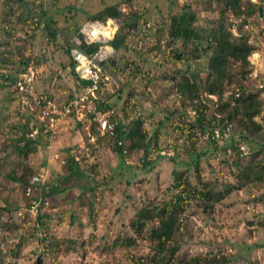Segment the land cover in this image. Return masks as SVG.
I'll list each match as a JSON object with an SVG mask.
<instances>
[{
    "label": "rangeland",
    "instance_id": "rangeland-1",
    "mask_svg": "<svg viewBox=\"0 0 264 264\" xmlns=\"http://www.w3.org/2000/svg\"><path fill=\"white\" fill-rule=\"evenodd\" d=\"M247 1L242 0V12ZM249 1L264 8V0ZM209 3L208 0H10L6 4L0 0V57L7 54L4 49L8 48L20 53L14 57L13 65L0 67V85L5 86L0 87V209L13 213L9 217L7 212L0 211V256H4L5 264H40V259H36L42 250L40 228L52 243L47 255H43L42 264H203L204 260L208 264H264V182L242 181L244 168L249 167L251 154L259 146L253 148L250 142H242L239 146H245V154L239 149L240 154H235L229 149L231 139L215 145L200 139L197 132L198 139L194 140L191 124L199 116L198 105L208 108L202 115L205 123L218 120L217 99L201 91L206 80V60L195 65L191 61L186 63L190 67L175 60L173 51L188 49L180 41L171 42L168 36L170 19L184 5L195 13L197 29L207 30L211 21L218 22L219 10L225 2ZM111 6L121 13L120 18L112 19L117 22L116 33L125 20H136L137 27L130 33H121L128 35L105 68L109 79L98 92L105 103L98 106L108 105L105 111H110L116 122L127 129L141 121L146 132L140 143L146 144V150L140 145L139 151L127 150L122 157L113 152V141L102 137L97 126L90 133L91 115L81 121L66 119L54 133H44L34 104V98L41 93L58 102L81 93L67 51L69 44L90 16ZM43 14L53 22L55 40L47 38L42 30L44 23L35 26ZM223 18L233 41L243 35L254 47L248 58L247 70L251 72L248 77L264 85L263 16L259 20L256 16L248 19L241 30H236L235 25L246 20L243 16L234 17L228 10ZM160 34L163 37L159 39ZM5 41L10 43L9 47H4ZM104 45L107 44H93L97 49ZM21 58H29L26 66L19 64ZM176 68L186 70V77L196 82L200 94L197 100L179 97L173 79ZM24 70L32 78L31 89L20 93L2 76H18L17 71ZM240 70L239 62H231L229 73L235 84L226 88L224 98L241 82ZM24 134L36 141L35 152L27 157L18 155L14 148V141ZM195 154H201L198 163L193 160ZM69 157L76 160L80 172L66 178L70 172L66 168ZM252 166L255 171L264 166V149ZM197 171L200 177H196ZM23 172L26 186L14 182V177ZM174 172L184 179L180 189L188 185L191 189L207 186L222 191L231 185L238 190L206 211L199 201L187 202L174 241L168 244L169 248L180 244L170 263L169 252L156 251V242L149 238V230L157 228V222H148L141 237H137L130 229L129 219L135 217L140 207L161 208L173 200L177 194L171 187L177 179ZM35 176H40L44 183L31 184ZM56 186L60 190L48 195ZM33 202L37 207H33ZM13 223L17 228H11ZM130 236L135 239L132 247L113 248L115 239Z\"/></svg>",
    "mask_w": 264,
    "mask_h": 264
},
{
    "label": "trees",
    "instance_id": "trees-1",
    "mask_svg": "<svg viewBox=\"0 0 264 264\" xmlns=\"http://www.w3.org/2000/svg\"><path fill=\"white\" fill-rule=\"evenodd\" d=\"M7 1V2H5ZM21 1V0H18ZM212 3V0H208ZM219 2V0H217ZM10 0H4V3L8 4ZM225 4L219 10V20L218 22L211 21L210 28L205 30H199L194 27L195 23V13L192 8L188 5H184L179 9L178 14L173 16L170 19V24L168 27V36L171 42L175 43L180 41L183 47L187 48L186 57L184 56V50L178 53L173 51V55L175 56V60L180 61L181 63H192L200 62L201 60H206V80L203 84V90H201L204 94L208 96H214L217 99V109L216 114L218 115V122L223 126H231V130L234 133V137L231 138L229 149L235 154H240L239 145L242 142H248L247 138L252 141L259 142L255 144L254 142H250L252 147L255 148V145L259 146V149L251 154V159L249 162V167L244 168V175L242 181L243 183H263L264 182V166L254 170L252 166V162L257 160L262 154V150L264 149V125L262 121H264V88L259 89V83L256 84L253 80L256 78H250L251 72L249 69V61L248 58L251 53L255 51L254 47L248 42V39L241 35L235 41L232 40V34L228 30V25L225 24V20L223 15L229 10L234 17L243 16L245 21L241 22V24H236V30H241L243 26H247L248 19L256 16V20L258 18V9L259 6L250 2L249 0L246 2V8L244 12L241 11L242 0H224ZM209 3V5H211ZM121 13L117 10V7L111 6L104 8L101 12L92 15L88 18L89 22H102L106 19H118L120 18ZM43 20L38 19L36 23V27L38 28L41 23L43 25V31L46 32L47 38L50 40L56 39V32L53 29V22L48 19L44 14L40 16ZM264 20V17H263ZM264 22V21H263ZM123 28H120L118 32L114 35L113 39L108 43L114 53L118 52L123 42L125 41L128 34H121L122 32L130 33L134 29H136V20H132L131 22L125 20L123 21ZM161 29V28H160ZM163 35H159V39L162 38ZM10 43L7 41L4 42V47H9ZM9 49V48H8ZM4 49L7 52L4 56L0 57V67L4 65H13V60L16 55H19V52H11L10 49ZM96 46L85 47L86 52H94L96 51ZM68 53L70 56L71 45L69 44ZM184 51V52H183ZM189 59V60H188ZM29 61V58L20 60V65H25ZM236 61L240 64V72L238 74V78L241 81L238 83L237 88L233 89L232 93L229 94L226 98H224V93L226 92V88L235 84L234 76L229 73V65L231 62ZM109 62V61H108ZM108 62L104 65V67L108 68ZM72 64V62H71ZM187 65V64H186ZM190 67V64L187 65ZM26 73V70L23 72H18L19 76H2L6 81L11 83V87H15V90L19 92V83L23 82L22 75ZM74 73V70H73ZM186 70L177 69L174 71L173 79H175V87L178 91L179 97L183 98L186 96L187 100L193 101L197 100L200 96L198 93V87L196 82L192 77L188 78ZM75 75V73H74ZM250 75V77H248ZM76 77V76H75ZM77 79V78H76ZM78 80V79H77ZM82 92L89 82L79 81ZM1 88L5 86L0 85ZM239 90L240 95L236 97V91ZM24 93V92H20ZM71 99V98H69ZM109 106H103L101 108L102 111L108 110ZM198 110V111H197ZM197 112L199 116H197L196 122L192 125L191 129L193 131L192 136L194 140H197L199 136V132H203V126L210 124L212 121H208L205 123L202 115L208 110L206 105L199 104L197 107ZM205 115V114H204ZM203 115V116H204ZM93 117V116H92ZM90 117V120L92 119ZM112 117V116H111ZM215 119V118H214ZM213 120V119H211ZM111 121L116 123L115 128V136L113 139V152L118 156L122 157L124 151L137 152L140 150V145L143 146L146 150V144H140L144 141L145 130L143 128V123L141 121L134 122L131 127L128 129L124 126L119 125L116 120L112 117ZM208 123V124H207ZM82 124V123H80ZM42 126V125H41ZM78 126H80L78 124ZM98 127V124L93 122L92 128L90 129V133H94L95 127ZM40 129H43L41 127ZM198 132V136H197ZM245 136V137H244ZM103 137V136H102ZM106 137V136H105ZM200 138V137H199ZM121 141V145L117 144L118 141ZM14 148L18 155L22 157H27L29 154L35 152L36 141L34 139L26 138L24 134L18 141H14ZM216 145L217 142L212 141V143ZM99 140H97V144L99 146ZM97 146V147H98ZM226 149V148H225ZM127 151V152H128ZM145 155V152H144ZM194 159H196V163H198V159H200L201 154L194 155ZM244 157V156H242ZM146 161H144L145 164ZM148 163V162H146ZM66 168H68L69 176L66 178H70L73 176L79 175L80 169L78 163L74 161V158L69 157L67 159ZM196 177H200L199 172H196ZM178 176L180 179H178ZM174 177L176 179L175 183L171 187L177 191V194L173 197L171 202H167L163 204L161 208L157 206H148L138 209L135 217L129 219V226L132 232L137 236L141 237L142 233L145 230V225L148 222H157V228L154 230H149V238L156 242L155 249L158 252H169V262L171 263L172 258L177 253L180 244L175 243L173 247L169 248L168 244L174 240L173 236L176 230V226L179 222V217L185 210L188 201H199L200 205H202L206 211L207 208L212 209L214 205L220 203L224 200L232 191L238 190L237 187L227 185L224 187L222 191H215L212 187L204 186L203 189H198L193 187L192 189L189 186L183 185V189H180L181 182L183 183L184 179L178 173L174 172ZM14 182L21 184L22 186L27 185L26 174L23 172L18 178L14 177ZM60 190V186H56L52 188L47 194L52 195ZM1 212L5 211L8 213L9 217L11 216V212L9 210L0 209ZM5 226V225H4ZM8 226H10L8 224ZM7 227V226H6ZM43 227V226H42ZM8 228V227H7ZM11 228H17V224H11ZM45 230L40 228L39 235V243L44 250V253L47 255L50 247H52V243L47 239L42 233ZM119 237L121 235H118ZM33 238V236H30ZM25 243L26 240L24 237L22 238ZM22 243H19V246H24ZM135 244V239L131 236L129 238H117L113 241V248H120L122 250L129 249ZM16 253V252H15ZM3 255L0 256V264H5L3 262ZM18 258V257H17ZM195 260L194 263H196ZM203 264H208L206 260L203 261ZM180 264V263H179Z\"/></svg>",
    "mask_w": 264,
    "mask_h": 264
},
{
    "label": "built area",
    "instance_id": "built-area-1",
    "mask_svg": "<svg viewBox=\"0 0 264 264\" xmlns=\"http://www.w3.org/2000/svg\"><path fill=\"white\" fill-rule=\"evenodd\" d=\"M104 28H115V32L110 37H106L101 32ZM117 29V22L111 19L104 23L98 21L88 22L84 24L78 34L71 40L70 57L75 76L79 81L89 82V85H87L79 95H75L71 99L62 102H58L52 96L45 93H41L34 98L37 119L42 125L44 133H54L57 126L66 119L75 118L81 121L87 115H91V117L93 116L91 120L98 124L101 136H106L109 139L116 137V123L111 121L112 114L110 111L103 112L98 106L105 103L103 99L98 97V92L102 89L103 82L109 79L104 65L114 53V50L108 46V43L113 39ZM96 43L107 45L100 46L99 49L94 52L89 53L85 51L86 46L90 47ZM21 77L23 82L18 84V91H25L26 88L30 90L32 78L27 73H24ZM258 87L262 89L264 85L260 84ZM239 95V90H237L236 97ZM262 96H264V94ZM193 114L195 113L193 112ZM203 128L204 131L199 132L200 139H206L211 142H223L224 140L234 137L231 126L220 125L218 120H212L210 124L203 126ZM247 140L248 142H254L249 138H247ZM116 141H118L117 144L120 146L121 141L118 139ZM254 143L258 144L259 142L255 141ZM262 144L264 145V143ZM239 150L245 154L246 150L244 145L239 146ZM40 183H44L40 176L32 178L31 184ZM33 207H37L36 202H33ZM45 251L46 250L42 248L36 256V259H40V264L43 263Z\"/></svg>",
    "mask_w": 264,
    "mask_h": 264
},
{
    "label": "bare ground",
    "instance_id": "bare-ground-1",
    "mask_svg": "<svg viewBox=\"0 0 264 264\" xmlns=\"http://www.w3.org/2000/svg\"><path fill=\"white\" fill-rule=\"evenodd\" d=\"M101 32L104 36L110 37L115 32V28H111V29L110 28H104L101 30Z\"/></svg>",
    "mask_w": 264,
    "mask_h": 264
},
{
    "label": "water",
    "instance_id": "water-1",
    "mask_svg": "<svg viewBox=\"0 0 264 264\" xmlns=\"http://www.w3.org/2000/svg\"><path fill=\"white\" fill-rule=\"evenodd\" d=\"M262 16H263V8L262 7H259V9H258V17L260 19H262Z\"/></svg>",
    "mask_w": 264,
    "mask_h": 264
},
{
    "label": "crops",
    "instance_id": "crops-1",
    "mask_svg": "<svg viewBox=\"0 0 264 264\" xmlns=\"http://www.w3.org/2000/svg\"><path fill=\"white\" fill-rule=\"evenodd\" d=\"M263 17H264V8H263ZM264 97V96H263ZM264 120V119H263Z\"/></svg>",
    "mask_w": 264,
    "mask_h": 264
}]
</instances>
